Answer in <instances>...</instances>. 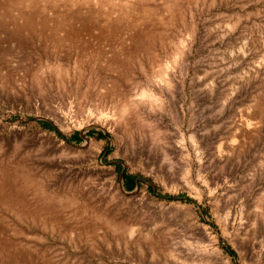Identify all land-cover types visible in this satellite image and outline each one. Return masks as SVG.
<instances>
[{
	"label": "rangeland",
	"instance_id": "obj_1",
	"mask_svg": "<svg viewBox=\"0 0 264 264\" xmlns=\"http://www.w3.org/2000/svg\"><path fill=\"white\" fill-rule=\"evenodd\" d=\"M0 264H264V0H0Z\"/></svg>",
	"mask_w": 264,
	"mask_h": 264
},
{
	"label": "trees",
	"instance_id": "obj_2",
	"mask_svg": "<svg viewBox=\"0 0 264 264\" xmlns=\"http://www.w3.org/2000/svg\"><path fill=\"white\" fill-rule=\"evenodd\" d=\"M43 124L46 127L52 128V126L49 123H47V122H43ZM93 132H95L97 136H100V137L104 136V133L102 131H100V130L94 131L93 129H90L88 131V133H93ZM80 139H81L80 133L78 131L75 132L74 135H73V140L79 141ZM122 178H123L124 186H125L126 183L129 184V186H131V187L134 186V184H135V177L134 176L128 175L124 171Z\"/></svg>",
	"mask_w": 264,
	"mask_h": 264
},
{
	"label": "water",
	"instance_id": "obj_3",
	"mask_svg": "<svg viewBox=\"0 0 264 264\" xmlns=\"http://www.w3.org/2000/svg\"><path fill=\"white\" fill-rule=\"evenodd\" d=\"M123 177V170H121V172H120V178H122Z\"/></svg>",
	"mask_w": 264,
	"mask_h": 264
},
{
	"label": "bare ground",
	"instance_id": "obj_4",
	"mask_svg": "<svg viewBox=\"0 0 264 264\" xmlns=\"http://www.w3.org/2000/svg\"><path fill=\"white\" fill-rule=\"evenodd\" d=\"M121 188H123V185H122V183H120V185H119Z\"/></svg>",
	"mask_w": 264,
	"mask_h": 264
}]
</instances>
